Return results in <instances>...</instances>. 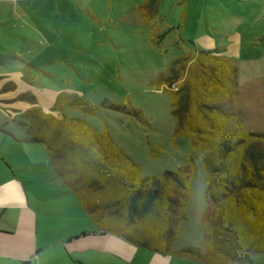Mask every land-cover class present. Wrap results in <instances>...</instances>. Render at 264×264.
Segmentation results:
<instances>
[{"label": "rangeland", "instance_id": "obj_1", "mask_svg": "<svg viewBox=\"0 0 264 264\" xmlns=\"http://www.w3.org/2000/svg\"><path fill=\"white\" fill-rule=\"evenodd\" d=\"M175 60L188 69L187 89L195 96L191 113L204 114L201 132L208 135L211 116L222 118L226 112L230 116L224 127L240 123L243 130L264 136V0H0V159L12 165L29 194L35 244L44 247L29 264H154V253L116 234L140 241L143 235L156 240L157 232L147 233L149 227L147 234H140L139 223L126 226L125 219L134 215L125 214L121 197L119 201L107 198L109 209L95 210L97 225L69 189L59 190L60 181L44 146L22 141L25 134L19 121L23 119L15 111L21 102L15 101L16 95H33L47 111L54 105V93L69 102L83 98V109L69 111L66 117L59 112L61 131L73 127L63 140L62 155L71 164L69 169L78 174L86 160L94 175H113L132 186L128 171L137 169L131 165L137 164L141 176L164 179L168 187L164 191L172 197L177 182L163 175L184 165L192 150L187 139L175 135L177 121L163 90ZM8 81L10 90L4 88ZM183 93L188 98V91ZM70 116L87 124L73 122ZM212 121L217 128L218 119ZM40 122L35 119L30 129H38ZM88 125L99 135L106 132L108 136H102L124 153L125 158L118 154L127 172L100 160L98 153L106 154L103 145L100 152L99 145L93 144L95 149L81 145L75 132L87 131ZM87 148L96 159L85 154ZM126 158L131 162H124ZM119 170L122 174L114 172ZM205 178L197 161L185 230L174 249L198 247L207 252ZM13 215L0 224L14 225ZM101 228L111 232L101 235ZM93 231L98 233L95 237L82 236ZM222 234L225 240L233 236L229 231ZM71 235L74 244L67 247L73 259H62L61 243L68 244ZM172 264L205 263L174 256ZM229 264H264V251L245 254Z\"/></svg>", "mask_w": 264, "mask_h": 264}, {"label": "trees", "instance_id": "obj_2", "mask_svg": "<svg viewBox=\"0 0 264 264\" xmlns=\"http://www.w3.org/2000/svg\"><path fill=\"white\" fill-rule=\"evenodd\" d=\"M201 52L202 54L207 53ZM218 60L222 61L221 58ZM187 70L181 61L175 60L163 82V90L171 100L172 115L177 121L175 135L187 139L192 148L189 157L184 160V165L179 166L175 171H166L163 175V177L170 175L177 182L172 197H168L164 191V187L168 189L164 179L159 180L155 176H141L142 169L137 164H131L137 169L131 168L128 171L129 179L133 181L132 186L126 185L127 180L116 178L113 175H94V167L86 160L83 162L85 169L79 171L78 174L71 171L72 168L69 169L71 164L62 155L63 140H66V135H70L73 127L68 131H61L58 127V121L61 118L59 112L61 111L62 116L66 117L69 111L75 112L83 109L86 104L83 98L76 102L72 100L69 102L63 94L54 93L55 95L52 94L54 105L49 108V111L39 105V101L33 95L20 94L17 99L30 106L31 109L29 108L28 112L31 115V126L35 119H41L38 129L29 127L31 140L45 145L55 171L71 192L81 200L92 220H96L94 214L99 209H109L108 204L105 203L107 198H115L119 201L121 197L123 199L120 201H123L125 214L134 215V217L125 219V225L133 228L131 224L139 223L137 231L140 234H147L153 230L157 232V235L156 240H146L147 236L143 235L139 238L140 241H136L114 234L125 237L136 246L153 252L175 255L205 264H229L245 254L264 251V149H262L264 136L243 130L240 123L234 124L231 128L224 127L226 118L230 116L226 115V112H223L222 118L211 116L209 122L211 132H208V135L201 132L203 127L200 122L204 114L191 113L190 106L192 107V98L195 96L190 89H187ZM23 79L28 82L24 75ZM184 90L188 91V98L183 93ZM189 94H191L190 100ZM211 108L217 111V107ZM86 113L93 112L86 111ZM71 119L73 122H86L78 117H71ZM213 119H218L217 128ZM206 120L208 121V117ZM75 134L79 137L81 145H91L88 148L93 149L99 145V148L96 147L99 152L103 146L105 147V155L98 153L102 162L120 166L115 170L125 169L119 157L122 155L125 158L124 153L114 145L112 139L104 137L108 136L106 132L99 135L89 126L87 131L82 129L81 132H75ZM189 134L194 135L190 138ZM84 139L89 143H82ZM88 148L84 150L85 154L91 159H96V154L91 150L88 151ZM123 161L131 162L128 158ZM197 161H201L206 172L204 192L206 207L203 217L204 239L207 244L206 254L202 253L198 247L174 249L181 232L185 230L183 227L187 221L185 211L194 191L193 182L196 176ZM125 171L123 174H126L127 171ZM114 172L122 174L120 170ZM110 178H116L117 182ZM123 190H127L126 194ZM110 201L111 205H117L114 200ZM125 214L123 213L122 216L124 217ZM149 227L150 230L146 233L145 228L148 230ZM101 230L102 233L108 231L105 228ZM222 231H229L233 233V236L225 240L222 238Z\"/></svg>", "mask_w": 264, "mask_h": 264}, {"label": "crops", "instance_id": "obj_3", "mask_svg": "<svg viewBox=\"0 0 264 264\" xmlns=\"http://www.w3.org/2000/svg\"><path fill=\"white\" fill-rule=\"evenodd\" d=\"M10 83L12 82L8 81L4 83V88L8 89ZM15 101H19V100L16 98ZM20 106L21 107L15 109V111H16V115L18 117L20 116V118L23 119L22 121H19V123L21 124L20 127L22 128L23 133L25 134V137L24 139H22V141L27 142V143H40L44 146L50 158L54 175L60 181L57 183V185H60L59 190H63V188L69 189L64 184L61 177L55 171L53 161L45 145L41 142L33 141L30 138L29 125L31 124V115L28 112L31 109L30 106L22 102ZM3 133L8 136L13 137V135L6 130H3ZM1 156L2 155L0 154V158ZM17 179H18L17 173L13 169L12 165L6 159L4 160L0 159V222L3 221L4 217H6L11 212L15 214L13 215V217L16 216L14 225L9 226V225L0 224V264H29L31 257H33L34 255H35L34 258L39 257L40 253L43 251L42 249L44 248V247H39L37 246V244H35V235H34L35 216L32 213V211H30L28 208V206H30L29 194L27 193V191L25 192L23 190V186L20 184V182ZM69 192H70L69 194H72L75 197V199L81 204L88 218L94 224H97L94 220L91 219L88 210L84 207L81 200L78 199L76 195L71 192L70 189H69ZM96 234L98 233L96 231H93L91 233H85V235L82 234V236L87 238V237L94 235L93 237H95ZM101 235H106V232L104 231V233H102ZM72 239L73 238L71 235L70 237L66 238L68 244H65V240L63 241V243H61V245H64L62 259L63 258L69 259L68 256L72 258L70 254L71 249H68L67 247L70 244L71 245L74 244L73 243L74 241ZM129 243L136 246L135 244L131 242ZM117 244L123 245L126 248L130 246L128 243L123 244V242L121 241H117ZM49 245H53V244H47L46 247H48ZM137 247H140V246H137ZM40 248H41V251L40 253H38L39 252L38 250H40ZM141 248L148 250L143 247ZM148 251L151 253H154V256L151 258V263H154V264H172V261L175 256V255H170V254H162L158 252H153L151 250H148ZM178 258H181V257H178ZM181 259H186V258H181ZM79 262L80 264H85L81 261ZM69 263L70 262H68L67 264Z\"/></svg>", "mask_w": 264, "mask_h": 264}]
</instances>
